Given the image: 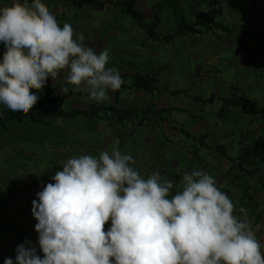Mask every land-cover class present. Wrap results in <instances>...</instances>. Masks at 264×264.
I'll return each mask as SVG.
<instances>
[{"label":"clouds","instance_id":"obj_1","mask_svg":"<svg viewBox=\"0 0 264 264\" xmlns=\"http://www.w3.org/2000/svg\"><path fill=\"white\" fill-rule=\"evenodd\" d=\"M0 104L27 115L36 92L67 70L72 91L96 102L124 83L108 67V49L96 52L71 24L62 26L42 0H12L0 7ZM33 90H36L34 92ZM66 93L68 88H61ZM131 155L113 148L99 156L62 162L32 201L39 236L17 246L15 264H264V252L247 218L206 171L185 172L174 183L159 171L147 177ZM110 221L111 226L105 230ZM4 264H13L11 257Z\"/></svg>","mask_w":264,"mask_h":264},{"label":"crops","instance_id":"obj_2","mask_svg":"<svg viewBox=\"0 0 264 264\" xmlns=\"http://www.w3.org/2000/svg\"><path fill=\"white\" fill-rule=\"evenodd\" d=\"M125 1L100 0L97 5L78 8L71 0H42L61 26L68 23L77 34L83 33L86 46L94 48L98 53L103 47H107L109 55H114V60L121 59L123 62L127 55L139 62L137 65L125 60L123 66L117 67L124 83L115 92L109 90L108 99L104 101L106 107L116 110L104 113L108 127L115 128V131L113 135L110 134L112 137H109L108 129L95 125V131L98 130L99 135L90 145L91 150L95 152L96 157L104 150L111 153L113 148L131 155L136 161L133 167L142 176L147 177L152 172L159 171L162 179L172 181L173 195L185 172L194 169L206 171L215 178L220 190L232 199L236 215L242 216L239 211L241 207L246 210L247 218L261 243V251L264 252V163L252 160L249 164L240 166L237 161L242 150L252 147L257 140L264 139V45L248 36V33L264 31V0H178L184 14L190 17L187 22H195L197 16L204 13H212L215 10L221 12L215 17V22L228 31L217 28L220 35L217 37L218 40H215L217 45L213 49L210 48L213 46L211 40H201L190 33L180 37L174 36L170 41L165 40V36L175 34H167L168 29H177L172 9L163 6L162 0H138L135 10L143 15L145 24H155L159 39L143 36L144 30L137 22L132 23L130 25L140 35L139 40L133 42L135 49L129 48L132 52L120 50L116 45L106 42V37L122 36L121 30L126 28V25L130 28L127 24L129 15L125 10ZM28 2L31 3V0ZM11 3L12 0H0V7ZM242 27L244 31L241 32L239 29ZM234 40L237 41L236 47H232ZM198 41L199 44L196 46H201L197 52L203 53L205 50L202 45H206V51H214L213 54L217 55L218 59L225 60L228 67L232 66L235 69L229 70L237 79L229 84L222 81L219 84L217 81L212 84L210 80L209 82L198 80L196 74H191L190 86L194 84L201 89L213 88V91L219 93L217 95L226 93L229 98L236 95L247 96L256 102L260 114L255 116L244 114L241 108L227 104L226 100L229 98L192 101L193 93L190 87L184 81H176V78L182 75V70L174 61L180 56L191 61L196 52L194 44ZM5 50L4 44L0 43V61ZM232 61L239 65V70ZM143 66H146L144 70L147 73H143L145 72L142 71ZM201 69L203 70V68L199 70ZM140 71L141 73H138ZM66 74L67 70L63 71L56 81L49 77L39 97L43 98L47 92H52L54 96L72 92L69 100H73L80 110L88 111L95 104L88 103L90 98L87 93L72 91L71 85L67 86ZM137 74L154 76L158 80V88L173 84L182 85L179 90L184 94L172 96L158 90L146 93L134 85L133 77ZM61 88L69 90L63 93ZM211 96L213 95L209 97ZM173 98L186 99L189 104L187 106L186 101H183L180 105H174L175 103H171ZM213 108L215 109L212 110ZM123 112H128L129 117L119 121L117 116ZM86 118L94 121L95 116ZM133 119L136 128L130 133L126 124ZM11 129L10 127V131ZM135 137L137 140L132 142ZM78 152H74L68 159L80 154ZM59 165L62 166L61 163ZM36 223L33 215L24 210L23 216L17 218L9 230H2L3 236H8L2 239L8 242L4 246L8 250L4 252L5 254L0 252V262L4 263L6 257H11L15 264L16 249L17 245L21 244L19 242L21 237L25 242L28 241V237L34 242L33 237L27 236V233L34 232ZM110 226L109 221L105 225V230Z\"/></svg>","mask_w":264,"mask_h":264},{"label":"rangeland","instance_id":"obj_3","mask_svg":"<svg viewBox=\"0 0 264 264\" xmlns=\"http://www.w3.org/2000/svg\"><path fill=\"white\" fill-rule=\"evenodd\" d=\"M184 18L187 21L190 19L188 15H184ZM132 23H136V20L131 16H128L127 24L130 25ZM125 27L126 28H122L121 30V32L123 33L122 36L113 35L111 36L112 38L106 37L107 40H105L110 45H116V47H119L120 50L122 49L125 51L127 50L128 52H132L129 51V48L131 47L135 49L133 42H135V40H139L138 38L140 37V35L132 28V25H130V28L127 25ZM153 29L156 32L155 27ZM143 30V36H148L146 30ZM198 30L199 31L197 32V34H192V36H195L201 40H211L213 46L210 48H216L217 44L215 43V40H218L217 37L218 35H220V30H218L214 25L209 28L199 26ZM176 31L177 29L171 28L167 30V34L176 33ZM228 37L230 38V36ZM198 44L199 41L197 42V44H194L196 52L193 54V58L191 61L189 60V58L183 56L175 59L174 64L177 65V67L180 66L179 69L182 70V75L180 77L177 76L178 78H176V81H184V83L188 87H190V90L193 93L191 96L192 101H213L215 99L220 100L222 98L224 100H226V98L228 99L229 97L225 95L226 93H223V95L221 94L219 96L217 95L219 93L213 91V88L210 89L208 87H203V89H201L200 86L198 87L194 84L190 86L189 76L191 74H196L195 77L198 80L202 79L206 80L207 82H209L210 80V83L212 84H214L215 81H217V84H219L220 81L229 84L237 79V77H235V75L232 74L229 70L231 69L232 71H235V69L232 66L231 68L228 67V63H225V60L221 61V59H218L217 55L213 54L214 51H206V45H202L203 49L205 50L203 53H201L200 51L197 52V50L200 49L201 46H196ZM236 46L237 41L234 40L232 47ZM103 49H107V47H103L102 50ZM230 51L232 50L230 49ZM125 60L132 61L137 65L139 64L138 60L127 55L124 57L123 62L121 61V59L114 60V55H110L108 66L115 65V68H119L120 65H124V63L126 62ZM146 61L147 60H144V62ZM233 62L234 61H232V63ZM234 64L236 65V69L239 70V65L236 62H234ZM145 68L146 66H143L142 71H145ZM198 68H203V70L201 69L202 72ZM179 69H176V71ZM138 73H141V71ZM143 73H147V71ZM240 73H242V71ZM217 75H219L220 77H217ZM128 81H130L129 78ZM163 87L164 86H161L160 88ZM169 87L171 90L176 91L181 89L182 85L180 86L173 84ZM245 90H247L246 87ZM211 94L213 96H211L210 98L209 96ZM233 97L238 96L236 95ZM89 100L90 102L87 101L89 104L93 103L97 106H101L102 108H107V104L104 103V101L96 102L91 99ZM183 101H186V104L188 106L189 102L186 99L173 98L171 103H175L174 105H180ZM58 107L65 112L80 110L78 106H75L73 100L69 99ZM6 109H8L6 106L0 104V114ZM214 109L215 108H213L212 110ZM105 112L106 111L104 110L97 113L96 116H99L98 118H96L95 116L94 121L88 120L84 116L61 119L51 115L36 114V119L39 118V123L37 124L31 123L29 121H25L24 125H19L16 123L10 124V127L12 128L11 131L8 134L3 135L0 139L1 254L8 250L7 247H4L5 243L8 242L2 240L5 237L8 238V236H3L2 230H9V227L14 225L15 220L23 216L24 210L25 212L27 211V213L32 214V201L38 200L36 193L42 191L46 184L54 183L52 177L55 175V172L58 170H62V166H60L59 163H61L62 165V162H64L66 158L68 159L69 156H72L74 152L78 151V153H80L81 155L96 156L95 152L90 148L93 140L96 139V137L99 135L98 130L95 131V125H99L100 127L102 126L108 129L109 133L107 135H109V137H112L110 134L113 135L115 128L108 127V122L104 114ZM182 117L183 116L181 115V118ZM134 121V119L130 120L129 123L126 124L129 127L130 133H132V130L136 128L133 124ZM135 140H137V137L132 139V142H134ZM80 154L75 155V157H78ZM36 179H38V182L35 181ZM32 182H36L38 184L37 187L29 190L24 195H20L19 190ZM14 201L16 202L14 203ZM27 236L33 237L32 239L34 242H32L29 237L28 241L31 242L32 247L36 248L37 255L41 256L42 258L43 253L39 248V236L35 228L34 232L29 231L27 233ZM23 241L25 242L24 238L21 237V241L19 242L21 244H25ZM9 252H11V250H9Z\"/></svg>","mask_w":264,"mask_h":264},{"label":"trees","instance_id":"obj_4","mask_svg":"<svg viewBox=\"0 0 264 264\" xmlns=\"http://www.w3.org/2000/svg\"><path fill=\"white\" fill-rule=\"evenodd\" d=\"M72 3L80 8L87 5H97L99 4L100 0H71ZM138 0H126L125 1V10L127 14L134 18L139 25L140 28L146 30L148 37L154 40L159 39V35L154 31L155 24L149 23L145 24L143 22V15L135 10V6ZM162 5L169 6L173 14L176 18L177 22V31L174 35H167L165 36V40L170 41L174 36L180 37L187 33L196 34L199 30L198 27L202 26L204 28L211 27V24L219 29H225L228 31L227 28L223 27L221 24H217L215 22V17L220 15L221 12L218 10L212 13H204L201 16H197L195 22H187L184 18V10L178 5V0H162ZM241 32L244 31V27L239 29ZM248 36L254 38L257 42L264 45V31L249 34ZM134 85L136 88L143 90L146 93L153 92L158 90L163 93H168L172 96H180L183 95L184 92L181 90H170L168 86H164L163 88H158V80L154 76L150 75H141L137 74L133 77ZM36 92V90H33ZM39 96L40 92H36ZM73 93L69 92L63 94L62 96H54L52 92H47L43 98L38 99L37 103L35 104L34 108L27 114L24 115L19 112H13L9 109H6L1 112L0 114V139L3 135L8 134L10 132V124H23L25 121H29L31 123L37 124L39 120L36 119V114H44V115H51L61 119H69L78 116L84 117H94L100 111L106 112H114L116 111L112 107L102 108V107H94L91 106L88 111L82 110H73L72 112H65L64 110L60 109L58 106L65 103L70 97H72ZM227 104L241 108L243 113L250 116H255L260 114L257 110V104L247 96L242 97H233L231 99L226 100ZM119 121H123L126 117H129L128 112H123V114H119L118 116ZM252 160H258L260 163H264V139L257 140L254 145L250 148H246L242 150L240 155L237 158V161L240 166L249 164ZM36 182H32L27 184L25 187L19 190L20 195L26 194L29 190L37 187ZM0 264H4L0 262Z\"/></svg>","mask_w":264,"mask_h":264}]
</instances>
